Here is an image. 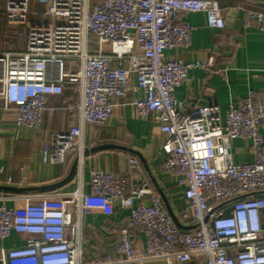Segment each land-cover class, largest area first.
<instances>
[{"label": "built area", "instance_id": "obj_1", "mask_svg": "<svg viewBox=\"0 0 264 264\" xmlns=\"http://www.w3.org/2000/svg\"><path fill=\"white\" fill-rule=\"evenodd\" d=\"M1 1V0H0ZM7 26L25 30L24 48L0 51V103L16 126L39 130L48 98L65 89L68 110L81 123L104 126L116 101L131 89L143 93L132 105L137 115H153L164 136L161 169L181 177L187 208L174 220L147 183L93 168L89 193L42 194L16 208L0 203V240L12 233L25 244L0 251V264H145L153 260L197 264H264V95L249 91L220 118L217 106L185 112L174 89L190 81L194 69L213 62L184 64L165 52L191 45L192 26L181 14L202 13L206 26L225 21L217 0H2ZM38 4L46 18H30ZM35 16L38 13L34 14ZM264 30V14L250 11L247 22ZM54 107L49 111L53 112ZM250 141L253 161L235 163L231 143ZM83 128L72 125L42 147V162H81ZM132 169L135 158L128 159ZM0 186L25 187L24 171ZM147 202H146V201ZM118 202L126 214L116 224L112 254L82 248L80 217L106 212ZM184 224L191 225L188 230ZM143 241H142V240Z\"/></svg>", "mask_w": 264, "mask_h": 264}, {"label": "crops", "instance_id": "obj_2", "mask_svg": "<svg viewBox=\"0 0 264 264\" xmlns=\"http://www.w3.org/2000/svg\"><path fill=\"white\" fill-rule=\"evenodd\" d=\"M217 1L225 27L221 30L208 28L202 13L181 14L180 18L192 26L191 45L187 49L168 50L165 55L184 64L204 65L209 61L213 62L210 69L191 71L189 83L174 89V98L179 107L187 113L200 107L217 106L223 121L226 110L231 105L242 102L249 91H253L256 97L264 95V30L259 29L256 21L247 22V14L250 11L264 14V0ZM35 13L38 15L35 16ZM32 15L36 18H46L38 4L31 5L30 16ZM1 20L4 23L3 16ZM142 97L143 93L136 89L132 80L131 89L122 99L116 101L113 114L107 123L102 127H93L83 125L78 114L68 110L72 94L69 89H65L61 96L48 98L43 125L39 130L16 126L13 114L4 111L0 103V166L6 169L2 175L3 179L9 173L17 180L20 170L24 171L25 187L53 185L65 179L75 157L68 158L64 166L43 163L42 147L53 135L66 132L72 125L82 126L85 150L102 144H116L137 153L136 155L120 150L88 153L82 156L74 177L64 185L50 191L21 195L0 191V203L18 208L34 196L42 194L89 193V171L97 168L127 175L130 185L147 183L162 199L158 187L166 200V203L163 201L165 207L176 219L178 212L188 206L183 197L181 177L172 176L161 169L165 158L161 149L164 136L160 133L153 115L143 119L137 115L132 105L134 98ZM50 107L55 110L50 112ZM259 131L264 138V124L260 126ZM231 154L235 163L253 161L248 140H233ZM130 157L137 160V168L132 169L129 166ZM125 214L126 210L120 208L118 202H112L106 212H94L80 217L81 243L88 257L94 253L104 255L114 252L118 238L116 224ZM183 226L188 230L191 228L188 224ZM24 243L19 236L12 233L6 239L0 240V251L18 248ZM145 264L197 263L153 260Z\"/></svg>", "mask_w": 264, "mask_h": 264}, {"label": "water", "instance_id": "obj_3", "mask_svg": "<svg viewBox=\"0 0 264 264\" xmlns=\"http://www.w3.org/2000/svg\"><path fill=\"white\" fill-rule=\"evenodd\" d=\"M103 150L127 151V152H130V153H133V154L137 155V153L134 152L133 150L128 149V148H126L124 146H121V145H116V144H102V145H98V146H95V147H92L90 149L85 150L83 152V155H87L88 153H95V152L103 151ZM76 172H77V160H75L73 162L67 177L65 179H63L62 181H60L59 183H56V184H53V185L41 186V187H22V188H20V187H11V186H0V191H4L6 193L18 194V195L25 194V193H33V192L50 191V190H53L55 188H58V187L64 185L68 181H70L71 178L74 177ZM157 189H158L159 195L162 197L163 201L166 203V200L163 197L161 191L159 190L158 187H157Z\"/></svg>", "mask_w": 264, "mask_h": 264}, {"label": "rangeland", "instance_id": "obj_4", "mask_svg": "<svg viewBox=\"0 0 264 264\" xmlns=\"http://www.w3.org/2000/svg\"><path fill=\"white\" fill-rule=\"evenodd\" d=\"M3 14V3L0 1V50L3 51H15L21 50L25 45V30L23 27H18L13 29L4 22L2 23ZM32 20H35L36 17L33 15L30 16ZM4 19V18H3ZM16 52V51H15Z\"/></svg>", "mask_w": 264, "mask_h": 264}]
</instances>
